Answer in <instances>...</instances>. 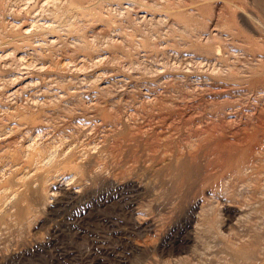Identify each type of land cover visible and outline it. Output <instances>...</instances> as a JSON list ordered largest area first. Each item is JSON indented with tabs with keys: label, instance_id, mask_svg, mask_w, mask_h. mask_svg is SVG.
Masks as SVG:
<instances>
[{
	"label": "rangeland",
	"instance_id": "1",
	"mask_svg": "<svg viewBox=\"0 0 264 264\" xmlns=\"http://www.w3.org/2000/svg\"><path fill=\"white\" fill-rule=\"evenodd\" d=\"M0 84V264L79 213L82 264H264V0H0ZM126 185L150 227L98 202Z\"/></svg>",
	"mask_w": 264,
	"mask_h": 264
},
{
	"label": "bare ground",
	"instance_id": "2",
	"mask_svg": "<svg viewBox=\"0 0 264 264\" xmlns=\"http://www.w3.org/2000/svg\"><path fill=\"white\" fill-rule=\"evenodd\" d=\"M142 15L145 16L146 13H141ZM140 15V14H139ZM37 22V21H36ZM39 22V21H38ZM42 22V21H41ZM38 24V23H37ZM53 40V39H52ZM51 41V39H50ZM53 42V41H51ZM34 43V42H33ZM35 44V43H34ZM37 44V43H36ZM35 44V46H36ZM41 43H39L40 45ZM38 45V47H39ZM42 45V44H41ZM37 47V46H36ZM35 47V48H36ZM190 57V56H188ZM184 59V58H183ZM195 59V58H194ZM197 61V60H196ZM200 62V61H199ZM41 67V65H39ZM37 68L39 69V67L37 66ZM24 69V68H23ZM22 71V72H21ZM20 72V76L18 75L19 79H21L24 84H23V87L24 85L27 83L28 84V92L27 93H41L42 91L39 90L38 88H35L34 86L38 83H36L35 85L33 83H35V81L32 79V81H34L33 83H30L28 82V80H30V74H27L25 71L23 72V70H21ZM29 73V72H28ZM48 73V72H47ZM46 74V73H45ZM204 74V73H203ZM30 75V76H29ZM14 76V75H13ZM12 76V78H13ZM45 76V75H44ZM49 76V75H48ZM52 76V75H50ZM15 77V76H14ZM39 77V76H38ZM37 77V78H38ZM42 77V76H41ZM32 78V77H31ZM18 79V80H19ZM40 79V78H39ZM46 80H43V83H42V86H44L46 88V90H49L51 91V93L53 94H58V92L60 90H58V88H56L54 85V87H52L50 85V80L47 79V77L45 78ZM113 79V78H112ZM117 81H121L123 79H121V77H117L116 78ZM126 80V79H125ZM38 81V79H37ZM124 81V80H123ZM39 82V81H38ZM198 82V81H197ZM204 82V81H203ZM123 83V82H121ZM196 83V82H195ZM40 84V83H39ZM113 84V83H112ZM1 85V84H0ZM120 85V84H119ZM38 86V85H37ZM83 86V85H82ZM106 86V85H103V87ZM121 86V85H120ZM40 87V86H39ZM101 87V86H100ZM119 87V86H118ZM25 88V87H24ZM77 88V87H76ZM80 88V87H79ZM42 89V88H41ZM36 90H38L39 92H36ZM43 90H45L43 88ZM17 91V90H16ZM27 91V90H26ZM48 93V92H47ZM45 94V92H44ZM94 94V93H93ZM92 94V95H93ZM96 94V93H95ZM31 95V94H30ZM32 96V95H31ZM33 97V96H32ZM37 97V96H36ZM39 97V96H38ZM100 118V117H99ZM98 119V118H97ZM99 120V119H98ZM124 126V125H123ZM125 128V126H124ZM123 129V128H122ZM127 129V128H126ZM126 132V130H125ZM121 133H122V130H121ZM122 134H125V133H122ZM121 134V135H122ZM127 134V133H126ZM30 135V134H29ZM28 135V136H29ZM35 136L34 134H32L31 136H29V143L32 144V141L35 139ZM123 136V135H122ZM125 136V135H124ZM127 137V136H126ZM3 139V138H2ZM36 140V139H35ZM27 141V140H26ZM34 142V141H33ZM151 142V141H150ZM153 142V140H152ZM170 141H168L169 143ZM35 143V142H34ZM147 143V142H146ZM145 143V145H146ZM172 143V142H171ZM89 144V142L87 143ZM219 144V143H218ZM91 145H94V144H91ZM117 146V144H115ZM149 145V144H148ZM86 147V145H85ZM93 147V146H92ZM173 147V146H171ZM220 147V145H219ZM88 148H91V147H88ZM87 148V149H88ZM94 148V147H93ZM149 147L148 150H152L153 148ZM215 148V147H214ZM217 148V147H216ZM215 148V149H216ZM90 150V149H89ZM92 150V148H91ZM212 150V149H211ZM93 151V150H92ZM91 151V152H92ZM88 152V151H87ZM90 152V151H89ZM108 153H110L108 151ZM217 153V152H216ZM220 153V152H219ZM224 153V152H223ZM50 154V153H49ZM112 154V152L110 153ZM114 154V152H113ZM39 155V154H37ZM48 155V154H47ZM46 155V156H47ZM53 155V154H52ZM51 155V157H52ZM223 155V154H222ZM43 155H39L38 158H42ZM45 156V155H44ZM44 156H43V159H44ZM49 156V155H48ZM231 156V154H230ZM233 157V156H232ZM37 158V157H35ZM47 158V157H46ZM49 158V157H48ZM47 158V160H48ZM182 157H179L177 158L176 160H180ZM212 158V157H211ZM216 158V157H215ZM50 159V158H49ZM219 159V158H218ZM228 159V158H227ZM109 160H110V157H109ZM210 160V159H209ZM216 161V159H214ZM223 160V159H222ZM226 160V159H225ZM232 159L229 158V162L231 161ZM236 161V160H235ZM178 163L175 165L176 167V173H182V176L183 174L188 173L187 172V166H188V163L190 161H187V160H181V161H177ZM224 162V161H222ZM191 163V162H190ZM210 163V162H208ZM219 163V162H218ZM212 164V163H211ZM220 164V163H219ZM227 164V162H226ZM230 164V163H228ZM236 164V163H235ZM225 165V164H224ZM191 165L190 164V168L191 169ZM212 166V165H211ZM229 167H226L227 169L232 168V161H231V165H228ZM238 166V164H237ZM234 167V165H233ZM236 168V167H235ZM233 168V170L235 169ZM225 169V168H224ZM173 170V169H172ZM230 169H228L227 171H229ZM191 171V170H189ZM224 171V170H223ZM232 171V170H231ZM173 172V171H172ZM175 173V174H176ZM226 173V172H225ZM224 173V174H225ZM190 174V173H189ZM180 175V174H179ZM227 175V174H225ZM185 177V176H184ZM225 180V179H224ZM233 180V179H232ZM231 180V181H232ZM241 181V180H240ZM232 183V182H231ZM235 183V182H234ZM230 184V183H229ZM115 185V184H114ZM233 185V184H232ZM229 187V186H228ZM217 188V187H216ZM234 188V187H233ZM238 188V187H237ZM137 190V188H135L133 185H126V186H122V187H113L111 189V192H108L106 193L105 197L103 199H100L98 202H104L106 199L108 198H111V200L117 202L120 206L122 205V211L125 212L126 214H128L132 219H134L135 221H137V224L139 225V228H147V227H150L151 223L148 222V221H145L144 219L141 220V218H143L141 215H139V207L136 205V202L133 198L134 196V192ZM5 191V190H4ZM8 193V192H7ZM9 194V193H8ZM7 194V196H8ZM5 196V195H4ZM18 199V198H17ZM71 199V197L68 195L65 197V202H69ZM15 200V199H14ZM241 200V199H240ZM228 203V202H227ZM239 203H241L239 201ZM14 204V202H13ZM230 205V204H229ZM238 205V204H237ZM15 214H17V216L21 217L22 216V213L24 212V208L23 206H21V204H19L17 202V200L15 201ZM238 207V206H237ZM241 207V206H240ZM242 210V209H241ZM88 225V219L83 215V213H79L78 215L76 216H73L67 220H63L61 221L58 226L56 228H54V231H52V235L50 236V240L47 244L45 245H39V244H36L34 245V251L35 252H40V251H49L51 253V256L53 258V263L54 264H82L84 262H81V260L79 259L77 253H75L72 249L66 247L64 244H63V238L61 237L62 235H65V236H76L81 232L80 230L81 229H84L85 227H87ZM86 230V228H85ZM81 234V233H80ZM60 235V236H59ZM70 239V238H69ZM65 241V240H64ZM65 243V242H64ZM166 243V242H165ZM170 243V242H169ZM162 247H165L166 245H164V243H162L161 245ZM174 246V245H173ZM172 246V247H173ZM98 247V246H97ZM161 247V248H162ZM240 247V246H239ZM243 246L241 245L240 248H242ZM250 247V246H249ZM252 247V245H251ZM105 248V247H104ZM167 248V247H166ZM239 248V249H240ZM170 249V248H169ZM238 249V250H239ZM245 249H246V252H247V247L244 248V249H241V250H244L243 252L245 253ZM168 252V251H167ZM239 252V251H238ZM89 254H90V260L86 263V264H122L123 262V259L120 257V255L118 254V252L116 251V249L114 248H108V249H103L102 251L98 252L97 251V248L96 247H92L89 249ZM88 254V256H89ZM241 254V253H240ZM249 255V254H248ZM86 259V258H85Z\"/></svg>",
	"mask_w": 264,
	"mask_h": 264
}]
</instances>
